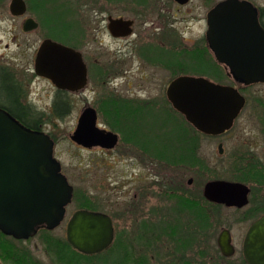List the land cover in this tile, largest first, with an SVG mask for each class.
<instances>
[{
  "label": "flooded vegetation",
  "instance_id": "1",
  "mask_svg": "<svg viewBox=\"0 0 264 264\" xmlns=\"http://www.w3.org/2000/svg\"><path fill=\"white\" fill-rule=\"evenodd\" d=\"M99 3L98 8L91 10L94 18L99 19L97 26L105 22L109 32L110 18L131 22L118 37L109 32L118 42L117 59L102 63L98 54L89 53L88 42L64 44L78 51L85 65V83L71 91L36 73L39 45L20 67L6 54H0V109L24 116L35 110L28 98L31 77L46 82L53 90L51 113L55 110L69 113L72 109L81 113L91 107L96 113L102 109L108 114H120L117 132L100 126L117 135L116 145L87 149L91 152L98 149L103 157L116 158L119 165L115 180L121 218L132 217L135 223L129 243L125 235L119 238L123 245L120 264H127L129 257L132 259L128 264H253L247 258L246 248L253 254L248 233L264 216V107H254L248 112V105L252 101L259 104L258 98L251 96L253 88L264 86V81L246 83L245 75L253 66L264 65V0H99ZM212 10L213 49L207 37ZM87 13L81 12V16ZM180 76L201 77L232 87L243 97L244 105L231 127L221 133L208 135L187 123L197 135L189 139L185 135L189 129L178 128L183 136L177 140L182 155L174 156L166 153L171 152L170 140L157 143V136L147 139V131L141 132L138 121L133 132L129 125L131 114H142L143 121L151 116L155 122L157 115L167 119L166 122H171L173 112L181 115L167 96L170 83ZM156 92L158 103L154 101ZM92 94L96 95V106ZM14 118L26 126L21 119ZM162 130L160 124L155 131ZM198 136L214 141V170L220 173L215 180L240 183L248 188L245 204L209 201L204 196L203 181L193 187L195 178H188V174L194 171L198 179L205 167L202 139ZM225 173L226 178L222 177ZM4 183L0 179V185ZM206 202L218 210L216 219L206 217ZM223 210L230 213L225 215ZM135 214L139 216L135 218ZM30 238L18 239L0 231V264L28 263L25 251ZM124 250L128 252L127 258Z\"/></svg>",
  "mask_w": 264,
  "mask_h": 264
},
{
  "label": "water",
  "instance_id": "2",
  "mask_svg": "<svg viewBox=\"0 0 264 264\" xmlns=\"http://www.w3.org/2000/svg\"><path fill=\"white\" fill-rule=\"evenodd\" d=\"M24 0H10L12 16H23ZM213 16L209 13L208 41L213 49ZM128 20L110 18L109 32L118 37L129 28ZM38 28V22L26 18L22 30ZM36 73L49 78L57 87L77 90L85 83L86 72L78 51L45 39L35 57ZM245 74V73H244ZM246 83L264 81V65L253 66L245 75ZM167 96L175 110L198 131L215 135L229 129L244 105L239 92L229 86L215 84L201 77L180 76L170 83ZM70 139L86 148H113L117 135L97 125L95 109H84ZM54 141L43 131L32 130L5 110L0 109V231L18 239L36 235L39 229L53 230L64 220L66 207L73 198V187L61 171L60 162L53 154ZM248 188L240 183L212 180L204 186L206 199L227 205L247 202ZM66 241L77 252L94 255L107 249L114 240L110 216L98 211L75 210L65 229ZM253 254L246 248L253 264H264V216L248 233ZM220 246L224 248V243ZM263 252V253H259ZM249 253V254H248Z\"/></svg>",
  "mask_w": 264,
  "mask_h": 264
},
{
  "label": "rangeland",
  "instance_id": "3",
  "mask_svg": "<svg viewBox=\"0 0 264 264\" xmlns=\"http://www.w3.org/2000/svg\"><path fill=\"white\" fill-rule=\"evenodd\" d=\"M24 1L28 6V11L23 16L15 17L9 12L10 0H0V54H6V57L11 58L14 65L20 67L22 64L24 66V61L32 57V51L44 39H57L56 41L59 43L68 46H74L80 43L83 45L88 42V47H91L89 53L94 56L98 54L97 57L101 59L102 63L106 64L107 61L111 62L117 59L118 42L110 36L105 22L97 26L99 19H95L91 13L92 8H98L100 5L99 0L94 3H91L92 0H54L56 10L61 12L59 14L63 17L60 19V22H46V15L44 13L40 14L39 18V14L35 13L33 11L34 9L29 7L30 0ZM87 11L89 13L85 14L86 16H81V12ZM27 17L33 18L38 22L39 27L29 32H23L22 23ZM71 27H73V32L69 36ZM54 28H60L62 31L58 34ZM66 28L68 36H65L63 33ZM61 34L63 36H60ZM74 34H76L75 37ZM253 90L254 92L251 97L258 98L259 104L252 101L248 105V112L254 109V107L259 109L264 107V86L254 87ZM28 91L29 104L35 109L32 111L31 116L38 117L39 130L47 133L54 141L53 154L61 164L62 173L67 177L68 182L73 187V198L71 203L66 207L64 220L57 228L51 231H40L29 239L27 244L28 251H25V256L28 258V263L26 264H64L63 260L57 256L54 248H49L48 244L51 245L54 243V245H58L57 247L63 246L64 241H66V223L71 214L78 209L95 210L111 216L115 237L118 239L122 235H125V238L127 237L126 241L129 243L132 240L135 223L132 222V217L124 220L121 218V208L118 206L120 200H118L116 193L115 179L119 174V165L116 158L103 157L98 149L96 152H94V149L92 152L88 151V148L78 145L70 139L80 113L78 110L72 109L71 112L65 113L62 117L53 116L49 111V106L53 101L54 92L46 82L30 77ZM95 96V94H92L90 97L93 98V105L96 106ZM140 96L142 98L143 94ZM152 96L155 97V94L152 93ZM154 101L157 103L160 102L158 92H156ZM139 115L131 114L130 116L131 123L129 128L131 132L137 126L135 121H138L141 132L146 133L147 131V139H153L154 136H157V143H160V141L164 142L166 139L170 140L168 145L171 144V152H166L167 154L174 156L178 154L182 155L179 151L181 143L177 140L182 139L181 137L183 136L177 131L178 128H188L189 131L185 132V135L189 139L197 138V135L193 134L194 131L187 125L182 116L175 112L170 116L171 122H166L167 119L163 120V116L158 115V122L151 120V116L143 121L141 120L142 114ZM116 116H118V113L108 114L102 111V109H97L98 125L101 127L105 126L113 132H117L119 129L118 117H120V114L117 118ZM169 123L172 124V128ZM160 124L163 125L164 130L155 131L159 129ZM170 129L172 132L167 133V130ZM189 133L190 135H187ZM198 137L201 138L200 136ZM201 139V155H203L202 160L205 167L202 176L198 179L194 171L188 174V178H195L193 187H197L198 181H212L218 177L217 174H220L214 170L216 159L214 141L205 137ZM148 142H152V140H148ZM114 151L116 152V149ZM225 176H227L226 173L222 175V177ZM217 211L216 207L210 205L208 202L205 203L204 213L208 219H216ZM223 211L225 215L230 213L229 211ZM138 216L135 214V218ZM34 246L37 249H34ZM121 246L123 245L119 242L118 246L115 247V250L120 251V255H122ZM64 250L65 252L63 254L67 256L71 254L74 257L75 250L71 246L64 248ZM107 252L103 251L99 254H103V257H109L107 256ZM124 252L127 258L128 252L125 250ZM130 259L132 258H127L125 262L128 264ZM1 261L5 263V259Z\"/></svg>",
  "mask_w": 264,
  "mask_h": 264
},
{
  "label": "trees",
  "instance_id": "4",
  "mask_svg": "<svg viewBox=\"0 0 264 264\" xmlns=\"http://www.w3.org/2000/svg\"><path fill=\"white\" fill-rule=\"evenodd\" d=\"M31 5L35 7H32ZM29 7L33 8L34 9L33 11L39 14V18H40V14L44 13L46 15V20H47L46 22H53V21L60 22L61 21L60 19L63 18L62 15L59 14L61 12H58L56 10L54 0H30ZM71 29L68 34L69 36H71V33L73 32V27H71ZM54 30L57 31L58 34L59 32L62 31L60 28H54ZM63 33L65 36H68L67 28L63 31ZM60 36H63V34H61ZM32 111L34 110H30V112L25 116L24 115H14V114L12 116L21 119V121L29 128L39 130L38 128L39 119L38 117L36 118L35 116H31ZM51 114L56 117H62L64 116L65 113L55 110ZM118 116H116V118ZM118 239L116 238L112 247L107 250L108 251L107 256L109 257H103V254L83 255L76 251H75L74 257L71 254L67 256L63 254V252H65L64 248L70 247V245L66 241H64L65 243H63V246L61 247H57L58 245H54V243L51 245L48 244L49 245L48 247L54 248L57 256H59V258L63 260L64 264H120L121 263L120 251L115 250L116 249L115 247H117L119 244ZM72 257H73V260H72Z\"/></svg>",
  "mask_w": 264,
  "mask_h": 264
}]
</instances>
